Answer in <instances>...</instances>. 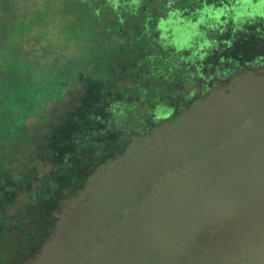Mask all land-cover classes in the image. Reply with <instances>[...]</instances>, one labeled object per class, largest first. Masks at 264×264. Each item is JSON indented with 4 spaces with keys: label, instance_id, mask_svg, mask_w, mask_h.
<instances>
[{
    "label": "trees",
    "instance_id": "1",
    "mask_svg": "<svg viewBox=\"0 0 264 264\" xmlns=\"http://www.w3.org/2000/svg\"><path fill=\"white\" fill-rule=\"evenodd\" d=\"M250 1L0 0V264L37 262L135 138L264 68ZM190 264H264V191Z\"/></svg>",
    "mask_w": 264,
    "mask_h": 264
},
{
    "label": "rangeland",
    "instance_id": "2",
    "mask_svg": "<svg viewBox=\"0 0 264 264\" xmlns=\"http://www.w3.org/2000/svg\"><path fill=\"white\" fill-rule=\"evenodd\" d=\"M254 15H264V0L242 17ZM182 31L175 29L178 48L187 44ZM263 191L264 68L135 138L102 166L34 264H190Z\"/></svg>",
    "mask_w": 264,
    "mask_h": 264
}]
</instances>
